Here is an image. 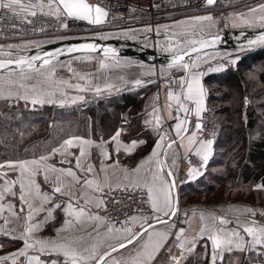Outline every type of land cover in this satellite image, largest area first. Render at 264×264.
I'll return each mask as SVG.
<instances>
[{"label": "crops", "instance_id": "obj_1", "mask_svg": "<svg viewBox=\"0 0 264 264\" xmlns=\"http://www.w3.org/2000/svg\"><path fill=\"white\" fill-rule=\"evenodd\" d=\"M244 53V52H243ZM241 53V55L243 54ZM245 54V53H244ZM123 57H113V58H105L106 62H103L108 65V67L101 68L99 66L98 73L102 78L98 81V85H101V90L98 95L101 93L102 97L112 96V95H120L122 93L127 92H135L140 89L145 91L141 92L140 98L144 100V103L139 106L136 110H134V116H137L139 124H127L123 129L120 121V114H118V120L113 121L105 126L96 125L88 126L87 133L78 134L73 133L66 136L58 145L54 146L52 149L48 151L47 154L43 155H35L18 159H8L0 164L7 165L8 162H21V161H31L34 159H39L41 156L49 157L46 161L49 165H54L56 168H69L72 167L74 171L77 172V175L81 178L80 184L75 185V195L73 197H69L67 195H61L60 193L53 194V183L50 181L45 183L43 175H37L35 178L37 183L41 185V191L47 193L50 196V200L43 205L45 209H51L55 204H60L59 208H55L52 211V215L45 221V217L48 216L47 211H41L34 215L32 221L28 223L35 224L37 222L40 223V227L35 230L32 234L33 239L29 242L34 243L36 239L41 240H51L58 239L57 230L61 229L64 226V221L69 217L64 211V208L67 206V203L71 200L73 206L76 210H79L80 207H84L86 211L90 212L92 215H99L103 218L102 221H88V226L86 231H75L65 232L62 235L72 238L73 236H83L86 245L91 248L92 245H96L97 259L99 256L103 255L106 251H110L109 245L115 246L120 240H122L127 233L124 231L125 228L131 227L134 233H139L137 231V227L141 225L144 217L143 214H134L121 219L116 220H107L101 213V207H95V204L98 200L102 199L100 195V191L93 187L84 186L85 180H96L100 186L107 187L104 185V173L100 171V168L104 165H111L114 163L119 164V169L116 170L117 176H123V173L120 169H128L131 171L141 164L142 161H146L150 156L155 144L158 142L161 135L167 133L168 137L177 140V143L172 146L171 149H167V144L170 142L168 139L163 141L165 145V149L167 151V156L161 155L159 159L162 161L163 172L161 175L165 179L175 180L176 185V175L179 171L178 157L179 154L183 151H186V147H188V137L196 132L195 129L196 121L190 120L186 125L188 127V132L183 133L185 139L181 142L179 138L176 137L174 126L177 123V120L174 118H169V111H171L172 117H176L179 115L183 118L184 114L177 113L176 104L174 101H168L167 93L172 91L176 94L177 91L173 90L169 87L168 82L172 77L182 78L186 76V72L183 69L178 67H161L156 70L154 67H145V66H133L128 63L124 64L123 61H120ZM197 60V59H196ZM196 60L193 62L197 64ZM192 63V64H193ZM223 68V67H222ZM220 67L214 69L212 72H220L224 69ZM114 72V73H113ZM193 72L200 73L197 69H193ZM94 73V72H93ZM92 74V73H91ZM113 74V75H111ZM200 82L202 87L205 90L204 97V107L207 106L208 94L206 90V84L204 81V77L206 76L204 73H200ZM114 77L115 83L114 85L111 82H114L110 79L112 76ZM72 81V80H70ZM140 81V83H137ZM74 82V81H72ZM72 87L75 88V83H70ZM89 85H93L90 84ZM87 83L83 80L84 89ZM111 85V87H109ZM125 85V87L121 90H117L118 87ZM151 85L154 86V89H151ZM89 91L90 89H85ZM95 90V89H94ZM93 90V91H94ZM69 93H63L60 95V99H64V103L67 104H80L84 101H80L81 98L68 97ZM94 94V93H92ZM92 94L88 95L91 98ZM94 99V97H92ZM88 100V99H87ZM60 100H57V102ZM171 103V109L166 110V106ZM158 110V115L160 117L159 127H156V121L154 118L153 110ZM122 111V110H121ZM146 121H152L150 124H146ZM133 126V127H132ZM121 131V136L119 138L121 145H129L132 141H143V143H138L137 147L131 153L126 152L123 147H121L120 151H116V143L111 141V137L115 135L116 131ZM72 137H81L84 139H88L93 141L94 144H100L102 142H107L105 147L109 152L111 159L104 160V158L100 155V152L97 148L92 147L89 151L91 153L87 163H90L94 166L95 172L88 173L75 168V156L79 155V148L73 147L69 149L73 155L71 156H62L59 153L56 155H50L54 148H59L64 140L72 138ZM183 143L186 147H179V144ZM191 148H196L197 145H191ZM211 148L215 149L216 146L214 142L211 144ZM162 150V151H164ZM211 151V149H210ZM214 152V151H213ZM213 152H210L208 157L211 158ZM212 153V154H211ZM65 161V163H61V161ZM103 162V164H102ZM145 169H156V164L154 161L148 162L145 164ZM195 171L189 174V178L198 177L201 173L200 168H194ZM109 174L111 175L113 169H108ZM171 171L172 176L167 177L166 173ZM3 173H7V176H2ZM19 171L12 170L8 167L0 168V189H2L5 180L15 181L19 178ZM141 176L145 177L147 180L151 181V171L142 170ZM114 183V181H113ZM262 183H258L257 185H261ZM256 185V186H257ZM255 186V188H256ZM147 189V188H146ZM13 191L16 192L15 196L5 194L3 200H0V206L3 207V211H0V226H3L6 231L10 232V234L6 235L4 232H0V257H9V259L2 262V264H13V253H18L21 249H24V242L20 239H14L13 237H18L23 231L25 226V221L23 219L17 220L16 217H13L11 213L13 211L20 214L23 218L28 214L27 205L21 204L19 200L20 190L19 183L13 186ZM66 191V190H65ZM81 193L85 194V198L91 201V203L85 205V198H80L77 205V197L81 196ZM174 200L177 202V193L176 187L172 190ZM179 196L180 201H184V204H190L187 207V215L188 220L186 223V227L184 228V234L181 237V240H177L176 236L179 233L180 229H174V224L172 221H167V223H157L153 224L155 232L166 234L167 239L163 243V247L155 254V259L150 262V264H210L211 262V252H212V244L211 240L206 237L203 239L200 238L199 232L201 227L207 223L209 225L215 223L220 231L216 232L221 238H226L231 232L238 231L240 237H243L242 246L243 250L237 249L235 244L232 245V251H227V246H222L220 254L222 255V259L218 258L216 264H264V246L254 245L252 241L254 237L249 236L244 232V227L253 226L250 222L255 220L251 213L245 211L246 209H252L256 212V217H261L260 213L264 211V206L255 205L249 199L242 200V202H226V203H213L206 204L201 202H191V196H184L181 198L180 188H179ZM26 199L33 203L35 206H39L40 202L32 199L31 196H27ZM189 202L186 203L185 202ZM9 204L12 205L11 209L9 208ZM21 207L25 209L24 212H20ZM204 214L206 219L204 221L201 220V214ZM158 215H162L157 213ZM210 214L216 217H224L227 223L220 225L218 220H212L210 218ZM137 217L138 219L135 221H131L129 218ZM4 218H7L10 223L4 225ZM257 221V220H255ZM257 223L260 224L258 221ZM98 225V233L93 231V227ZM79 227V225H77ZM111 227L113 231L109 233L107 228ZM15 229V231H11ZM119 229L120 231H117ZM154 230L152 228L148 229L149 233H152ZM91 233V236L88 235ZM259 236V232H257ZM160 239L159 236L153 235L152 241L150 243H155ZM235 239V238H234ZM194 241V243H193ZM148 242V233H145L140 241L136 242L134 245H128L125 249H120L119 252L112 253L111 256L105 257L103 264H113L114 259H119L122 255L127 258L132 255H135L136 250L139 249L140 244ZM180 242L185 243V248L181 249L178 247ZM171 249V252H169ZM187 249H191L188 251ZM25 255L15 257V264H29V259L31 257L39 256L43 264H52L53 261H56V264H63V261L66 259L62 253H58L55 251H45L41 253L39 251V245H35L33 248L25 249ZM172 256H175L177 259L173 261L171 259ZM248 259V260H247ZM32 264H35L33 261ZM89 264H96V261H90Z\"/></svg>", "mask_w": 264, "mask_h": 264}, {"label": "snow or ice", "instance_id": "obj_2", "mask_svg": "<svg viewBox=\"0 0 264 264\" xmlns=\"http://www.w3.org/2000/svg\"><path fill=\"white\" fill-rule=\"evenodd\" d=\"M56 3V0H47V7L50 9L53 7V4ZM208 4L214 3V0H207ZM39 7L41 10L45 7L43 0H40L39 5L36 3H29L27 5L22 3V0H0V8L13 12L14 14H19V12L27 11L29 8ZM260 10H264V4L259 6ZM251 11L255 12L257 9H251ZM66 14L67 17L79 20H85L89 24L99 25L104 22V18L107 17L108 13L97 5H92L87 3L86 0H58V3L55 7V14L57 18L61 14ZM36 11H31L30 15L35 16ZM198 20H211L209 17H199L196 18ZM262 21H264V16L260 17ZM67 27V24L63 25ZM264 26V25H262ZM151 29H149L150 31ZM258 41L264 43V35L258 37ZM257 41L250 40L249 43H256ZM193 45L196 41L191 42ZM207 46V42H201V48ZM170 50V49H166ZM68 53L79 52V51H88V52H96L97 46L95 44L85 43L77 46H70L66 49ZM192 51H197L196 48H192ZM105 57L112 52L111 49L105 48L103 49ZM59 54H63V52H59ZM10 55V53L8 54ZM48 57H53L54 53H47ZM185 56H190V53L187 50L176 51L173 54L172 62L169 67H178L183 69L187 75L182 77L176 83L180 88V92L174 94L172 91L167 93L168 101H174L176 104L177 113H183L184 116L181 118L179 115L176 117H172L171 111H169V118H174L177 120V123L174 126V131L176 137L182 142L185 137L183 133L188 132V127L186 126L189 123V116L192 114L195 117H201V113L205 111L204 107V97L205 90L200 82V73L193 72V69L197 67L195 63L189 64L185 62ZM90 58V57H89ZM35 61H40L39 66L35 65ZM15 63L17 66L27 65V69L21 67L20 75L22 80L32 81L35 80V83H31L29 85L30 90L35 94L31 98L32 104H44V103H54L55 101L52 97L55 96L56 92L54 89H57L60 84L67 83L66 81H59L55 79V70L45 73L42 69H45L47 66L52 64V60L45 59L41 56H33L30 59H25L23 57L12 61L8 60L7 62L0 61V69L7 68L10 64ZM101 68L108 67L107 64L101 63ZM35 73V76L32 74ZM80 79H85L84 76H81ZM140 83V81H137ZM20 88H25L26 85L21 83L19 85ZM76 88H80L79 85L75 86ZM111 87V85H109ZM83 90V89H81ZM101 89L99 87L96 88V91L99 92ZM61 94H63L61 90ZM25 100H28L29 97L25 95L22 97ZM82 99V97H81ZM63 103V101H61ZM172 104L169 103L166 106V110L171 109ZM158 110L154 109L153 114L156 121V127H159L160 117L157 114ZM146 124L152 123V121H146ZM203 125L201 123L195 124V129L197 131L202 130ZM121 131L117 130L115 135L111 137V141L116 143V151L119 152L121 147L124 148L126 152L131 153L135 150L138 143H143V141H132L129 145H121L120 138ZM168 139L170 142L167 144V149H171L174 144L177 143L176 139L168 137L167 133L161 135L158 142L155 144L150 156L146 161H142L140 165L136 168L129 171L128 169H120L123 173V176H117L116 170L119 169V164L114 163L111 165H104L100 168V171L103 172L104 175V185L109 188V190H114L115 188H120L123 190H128L129 188H147L148 193V201L150 207L153 211V216L151 219H154L157 223H167V221L162 219V216H174L178 208L176 207L177 202L174 200L172 190L175 188V180L165 179L161 173L163 172L162 161L159 159L161 155L167 156V151L165 149V145L163 141ZM107 142H102L100 144H94L93 141L84 139L81 137H72L64 140L63 144L59 148H54L50 155H56L59 153L62 156H71L73 153L68 151L73 147L79 148V155L75 156V168L84 172L94 173L95 168L92 164L87 163L91 153L90 149L95 147L99 150L100 155L104 158V160L111 159L109 152L107 151L105 144ZM211 140L207 141H197L196 132H193L188 137V147H186L183 143L179 144V147H186V153L191 152V145H197L195 148L194 154L198 157H201V160L204 164H206L208 157L210 155L211 149ZM164 150V151H162ZM49 157L41 156L39 159H34L31 161H21V162H8L7 165L0 164V168L8 167L12 170L19 171V178L15 181L5 180V183L0 189V200H3L5 194L15 196L16 192L13 191V186L19 183V200L21 204L27 205L28 214L25 217H21L19 213L13 211L11 215L16 217L17 220L23 219L25 221L24 231L18 236L13 237L14 239H20L24 242V249H21L18 253H13V264H15V257L17 255L24 256L25 249L33 248L35 245H39V251L44 253L45 251H55L58 253H62L66 258L63 261V264H89L90 261L95 260L96 264H103L105 257H109L112 253L119 252L120 249H125L128 245H134L136 242L140 241L141 237L148 233V242H144L140 244L139 249L136 250L135 255L125 258L123 255L119 259H114L113 264H150L152 260L155 259V254L163 247V243L166 241V234H161L155 232L154 225L148 224V227L145 228L141 225L143 229L139 233H134L131 227L125 228L124 231L127 235L120 240V242L115 245H109L110 251H106L103 255L99 256L97 259L96 245H92L89 248L86 245V241L83 236H73L69 238L67 236H63L62 234L65 232H71L75 229V231H86L88 226V221H102L103 218L99 215H92L90 212L86 211L84 207H80L79 210L73 206L71 200L67 203V206L64 208L65 213L69 217L64 221V226L61 229L57 230L58 239L51 240H41L36 239L34 243H30L29 241L33 239V233L36 229L40 227L41 222H37L35 224L28 223L32 221L34 215L41 212L47 211L48 216L45 217V221L51 217L52 211L55 208H59L60 204H55L51 209H45L43 205L50 200V196L47 193L41 191V185L37 183L36 177L37 175H43L45 183L52 182L53 183V194L60 193L61 195H67L70 198L75 195V185L80 184V177L77 175V172L73 170L72 167L69 168H56L54 165H49L46 163ZM154 161L156 164V169H145V164L148 162ZM190 162V161H189ZM61 163H65V161H61ZM191 163V162H190ZM103 164V162H102ZM113 169L111 175L109 174L108 169ZM142 170L151 171V181L147 180L145 177L141 176ZM195 171V169H190V173ZM167 177L172 176V172L169 171L166 173ZM2 176H7V173H3ZM2 178V177H0ZM114 181V183H113ZM93 187L98 191H103V188L96 180H85L84 184L81 186ZM257 190H264V184L257 185ZM66 190V191H65ZM31 196L33 200L39 201V206H35L33 203H30L26 197ZM80 198H85V194L81 193L80 197H77V205ZM91 203L90 200L85 198V205ZM104 206V201L102 199L98 200L95 204V207L100 208ZM12 205L9 204V208L11 209ZM0 211H3V207L0 206ZM25 209L21 207L20 212H24ZM245 211L251 213L254 217L256 212L252 209H246ZM157 213L162 215H156ZM186 215V214H185ZM261 216H264V211L260 213ZM210 218L212 220H218L220 225L227 223L224 217H216L210 214ZM131 221H135L137 217L129 218ZM145 222L149 220V217H142ZM206 217L204 214H201V220L204 221ZM10 221L7 218H4V225L9 224ZM253 226L244 227V232L249 236L254 237L252 243L254 245L264 246V225H259L257 221L252 220L250 222ZM79 225V227H77ZM99 226L96 225L93 227V231L98 233ZM152 228L154 231L152 233L148 232V229ZM216 224L213 223L211 225L205 223L199 232L200 238L203 239L207 236L208 239L211 240L212 244V252H211V262L210 264H216L217 259L221 258L222 255L220 251L222 246H227V251H232V245L235 244L237 249L243 250L242 241L243 237H240L238 231L231 232L226 238H221L216 232L220 231ZM11 231H15L12 229ZM107 231L111 233L113 229L111 227L107 228ZM117 231H120L117 229ZM0 232H4V234L8 235L10 232L6 231L3 226H0ZM259 232V236L257 235ZM184 234V229H180L179 233L176 236V239L179 241ZM91 236V233H88ZM153 235H157L160 239L155 243H150L152 241ZM235 238V239H234ZM194 243V241H193ZM178 247L181 249L185 248V243L180 242ZM191 251V249H187ZM171 252V249H169ZM9 259V257H0V264L3 261ZM171 259L176 261V257L172 256ZM35 264H43L39 256L31 257L29 259V264L32 262ZM52 264H56V261H53Z\"/></svg>", "mask_w": 264, "mask_h": 264}, {"label": "trees", "instance_id": "obj_3", "mask_svg": "<svg viewBox=\"0 0 264 264\" xmlns=\"http://www.w3.org/2000/svg\"><path fill=\"white\" fill-rule=\"evenodd\" d=\"M248 71L257 73V79H250ZM204 81L206 84L218 83L229 90L210 93L208 101L211 105L214 100L228 102L226 107L215 108V114L217 119V114L226 115L223 122L230 118L232 123L228 120L227 123L220 124L218 119L219 138L214 142L216 148L212 157L207 160L198 177L189 178L180 186L181 198L189 195L191 198H204L205 194H209L213 199L215 194H219L220 190L217 189L224 185L221 195L226 199H249L255 205L264 206V190L255 188L260 182L264 184V128H257L258 121L263 120L260 115L264 117L259 111L263 106V99L260 98L264 97V48L243 53L237 68L227 67L218 73L211 72L205 76ZM247 86L249 89L255 86L262 88L254 94L248 91ZM150 87L154 89L153 85ZM143 91L145 90L140 89L106 96L89 102L84 108L75 104L60 106L55 103L38 104L35 108L20 107L17 104L4 105L0 109V162L48 151L66 135L63 133L67 130V121L72 124V128L79 126L83 133H87L89 125H108L118 120L121 110H127L130 114L129 125H137V116L132 114L144 103L140 98ZM245 96L250 101L245 103L243 110ZM48 116L51 120L46 122ZM58 118L64 123L56 128ZM54 133L60 134V137L56 141L52 138L51 142Z\"/></svg>", "mask_w": 264, "mask_h": 264}, {"label": "rangeland", "instance_id": "obj_4", "mask_svg": "<svg viewBox=\"0 0 264 264\" xmlns=\"http://www.w3.org/2000/svg\"><path fill=\"white\" fill-rule=\"evenodd\" d=\"M261 4H264V0H251L249 2L242 3L241 5H236L231 8H225L221 10H213L211 8H206L203 11H187L184 13H175L167 17H163L160 20H158L155 24H146V25H133L130 23H117L111 20H109L104 25H98V26H90V27H80L73 30H68L63 33H59L57 35H47L43 37H27V38H20L13 41H0V48H29L33 46H37L46 42L55 41V40H61L66 38H73V37H80V36H102V37H110V36H125L128 33L132 31L140 30L145 33H156V34H175V35H183V34H207V33H213V32H221L226 29H239V28H248V27H258L261 25H264V21L260 19V17L264 16V10H260L259 6ZM251 9H257V11L253 12ZM211 17V20H198L196 18L199 17ZM149 29H151L149 31ZM137 37V36H134ZM164 43H167L168 45H173V42H168L164 40ZM154 45L157 46L159 50H162L161 42L160 40H157ZM180 48H183L185 46L184 44L177 45ZM241 53L243 51L241 50H233V51H218V52H212L205 55H201L197 57V69L200 73H204L205 75L211 74V72L220 67L222 69H225L227 67H238V61L241 57ZM90 57V58H89ZM107 57L98 56V55H90V56H82V57H76L73 59H68L65 61L58 62L56 64H53L51 66H47L45 69H42L45 73L51 71L52 69L55 70V79L59 81H66L67 83L60 84L57 89H54L56 92L55 96L52 97V99L55 101L54 103L57 105H66L67 103H61V101L64 102V99H60L61 90L63 93H69L68 97H71V99L74 98H81L80 101H84L80 104H75L81 106V108L86 107V105L89 102L99 100L103 98L101 93L98 95L96 93V88L99 87L101 89V85H98V81L102 78L100 73H98V69L101 63L106 62ZM123 61L124 64L128 63L127 65L131 64L133 66H145V67H154L156 70L159 71V69L162 66L152 65V64H143L140 62H136V60H133L128 57L120 58ZM94 72V73H93ZM92 73V74H91ZM114 73V72H113ZM35 76V73L32 74ZM113 75V74H111ZM81 76H84L85 79H80ZM114 77H117L116 75L112 76L110 79H112L114 82H111V84L114 85L115 80ZM248 77L250 79H257V73L248 71ZM205 78V77H204ZM214 79V78H213ZM74 82H72V81ZM83 80L87 83V85L93 84L92 86H86L85 89H90L89 91H86L83 86ZM23 83L26 85L25 88H20L19 85ZM31 83H35V80L32 81H26L22 80L20 73H12V74H1L0 75V109L4 105L9 106V104H17L20 107H34L37 106V104L31 103V98L35 95L31 90L29 85ZM70 83H75L76 85H79L80 88H69L72 87ZM206 84V83H205ZM248 88V86H247ZM262 88V87H261ZM261 88H257L256 86L252 88H248L250 93L257 94L258 91L261 90ZM83 89V90H81ZM95 89V90H94ZM222 89H225L226 92L229 90L226 88H223L218 85V83H210L206 84V90L208 97L210 96V93H219L222 91ZM94 90V91H93ZM94 93V94H92ZM176 93H179L178 91ZM92 94L91 96L94 97V99L89 98L88 95ZM263 96V93H261ZM27 95L29 97L28 100L23 99ZM246 97V96H245ZM245 97L243 99H245ZM248 97V96H247ZM257 100L259 98L255 97ZM88 99V100H87ZM255 99V100H256ZM263 99L261 101L262 105L259 108V111L263 113L264 115V97L260 98ZM57 100H60L57 102ZM250 101L248 97V102ZM207 106L212 108L215 111V108L220 107H226L228 102L224 101H213L212 105L207 101ZM243 104V103H242ZM38 106H41L39 104ZM242 109H245V104H243ZM218 119L220 121V124L227 123L228 120L230 121V118L228 120H224L223 118L226 117L224 114H217ZM60 117V116H59ZM260 118L263 119L261 121H258L259 127L264 128V117L260 115ZM50 119V116L46 118V122H48ZM105 122V121H104ZM103 122V123H104ZM232 123V121H230ZM64 122L58 118V121L56 120V128L60 127ZM67 125V130L64 131L63 134H66L63 139L73 133L83 134V129H81L79 126L72 128V124L69 123V121L65 122ZM70 125V126H69ZM58 130V129H57ZM255 132V130L253 129ZM256 132L257 129H256ZM219 134V133H218ZM52 136V135H51ZM60 137V134L54 133V135L51 137V142L53 141L52 138H55V141L57 138ZM60 139L61 141L63 139ZM219 138V135L212 141L216 143L217 139ZM60 141V142H61ZM50 142V141H48ZM59 142V141H58ZM59 142V143H60ZM58 143V144H59ZM56 144V145H58ZM55 145V146H56ZM54 146H52L50 149H52ZM49 149V150H50ZM48 150V151H49ZM40 151V150H39ZM48 151L40 153L39 155L47 154ZM214 148L210 152H213ZM212 154V153H211ZM29 157V156H28ZM224 185L218 188L219 194H215L213 196V199L210 198L211 195L205 194L204 198L201 196H193L189 201L191 202H201L206 204H213V203H226L228 201L230 202H242L240 199H226V197H223L222 191L224 190ZM251 201V200H250ZM184 202L183 200L181 201ZM186 202V200H185ZM189 203V202H186ZM184 204V203H183Z\"/></svg>", "mask_w": 264, "mask_h": 264}, {"label": "built area", "instance_id": "obj_5", "mask_svg": "<svg viewBox=\"0 0 264 264\" xmlns=\"http://www.w3.org/2000/svg\"><path fill=\"white\" fill-rule=\"evenodd\" d=\"M92 5H101L108 11L107 22L112 21L117 23H130L135 25L155 24L163 17L170 16L175 13H184L187 11H203L206 8L213 10H221L231 8L251 0H216L212 6L206 5V0H88ZM45 7L41 10L29 8L27 11L14 14L11 11L0 8V41H13L27 37H43L47 35H57L68 30L77 29L80 27L98 26L89 24L85 20L73 19L67 17L66 14H61L59 18L55 14V7L58 3L53 4L50 9L47 7V0H43ZM22 3H36L39 5L40 0H22ZM31 11H36V15H30ZM106 22V23H107ZM105 23V24H106ZM67 24V27L63 25ZM104 25V24H101ZM180 78L172 77L168 85L175 91L180 92V88L176 83ZM248 102V97L244 99V104ZM190 120L196 121L203 125L202 130L197 131V141H213L219 133L220 124L216 117L215 111L206 106L205 111L201 113V117L197 118L194 114L189 116ZM121 126L124 129L130 123V114L127 110L120 112ZM195 147L191 152L183 151L179 154L178 164L179 171L176 175V193L178 211L174 216H162L165 221H172L174 229H184L188 220L187 207L190 204H183L180 201L179 188L189 179L190 169H202L205 164L201 157L194 154ZM191 163H190V162ZM104 206L101 207L100 213L107 220L121 219L134 214H143L144 217H149V220L142 221L141 225L145 228L148 224H157L153 216V211L148 201V193L146 188H129L123 190L115 188L109 190L108 187H103L100 191ZM186 214V215H185ZM158 215V214H156ZM253 217V216H252ZM260 224L264 225V216L253 217ZM141 225L137 227L138 232L143 229Z\"/></svg>", "mask_w": 264, "mask_h": 264}, {"label": "water", "instance_id": "obj_6", "mask_svg": "<svg viewBox=\"0 0 264 264\" xmlns=\"http://www.w3.org/2000/svg\"><path fill=\"white\" fill-rule=\"evenodd\" d=\"M89 3L88 0H86ZM216 3L208 4L207 6H212ZM91 4V3H90ZM97 5V4H96ZM107 13V9L101 5ZM108 17V15H107ZM107 17L104 18L105 24L107 22ZM99 24V25H101ZM264 35V26L258 27H248L239 29H226L221 32H213L207 34H156V33H145L140 30L132 31L125 36H80L73 38H66L61 40H55L46 42L37 46L29 48H0V61L7 62L8 60L15 61L21 57L25 59H30L33 56H41L45 59H51L52 64H56L61 61L68 59H73L76 57L98 55L103 56V49H111L112 52L109 53L107 57H128L136 62L143 64H152L162 67H169L172 62L173 54L176 51L187 50L190 56H185V62L190 65L201 55H205L212 52L218 51H231V50H245L244 53L255 51L264 48V43L258 41V37ZM137 36V37H134ZM160 40L162 50H159L154 43ZM164 40L168 42H173V45H168L164 43ZM250 40L257 41L256 43H249ZM196 41L193 45L191 42ZM201 42H207V46L201 48ZM90 43L97 46L96 52L79 51L68 53L66 49L70 46H79L81 44ZM184 44L183 48L177 45ZM196 48L197 51H192V48ZM170 49V50H166ZM63 54H59V52ZM10 53V55H8ZM47 53H54L53 57H48ZM36 66H39L40 61L34 62ZM50 65V66H51ZM21 67L27 69V65L17 66L15 63L10 64L7 68L0 69L1 74H12L20 73ZM187 75V73H186ZM125 87L122 85L117 88L121 90Z\"/></svg>", "mask_w": 264, "mask_h": 264}, {"label": "bare ground", "instance_id": "obj_7", "mask_svg": "<svg viewBox=\"0 0 264 264\" xmlns=\"http://www.w3.org/2000/svg\"><path fill=\"white\" fill-rule=\"evenodd\" d=\"M139 229H137V231H138Z\"/></svg>", "mask_w": 264, "mask_h": 264}]
</instances>
